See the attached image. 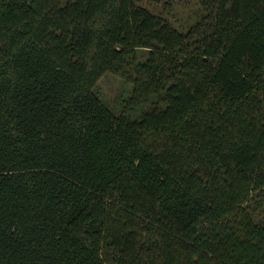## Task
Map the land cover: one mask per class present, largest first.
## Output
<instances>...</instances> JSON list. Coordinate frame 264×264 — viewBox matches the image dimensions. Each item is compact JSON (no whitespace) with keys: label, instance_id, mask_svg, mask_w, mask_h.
<instances>
[{"label":"trees","instance_id":"16d2710c","mask_svg":"<svg viewBox=\"0 0 264 264\" xmlns=\"http://www.w3.org/2000/svg\"><path fill=\"white\" fill-rule=\"evenodd\" d=\"M194 1L0 0V264H264V0Z\"/></svg>","mask_w":264,"mask_h":264},{"label":"rangeland","instance_id":"374dc122","mask_svg":"<svg viewBox=\"0 0 264 264\" xmlns=\"http://www.w3.org/2000/svg\"><path fill=\"white\" fill-rule=\"evenodd\" d=\"M145 4L163 11L176 25L192 22L199 10L194 0H146ZM132 92L133 85L123 76L112 72L104 74L96 85L98 97L117 115L139 119L149 106L142 104L129 107Z\"/></svg>","mask_w":264,"mask_h":264}]
</instances>
